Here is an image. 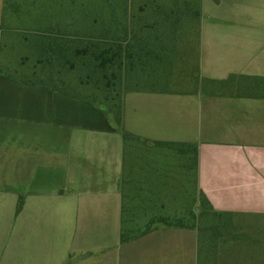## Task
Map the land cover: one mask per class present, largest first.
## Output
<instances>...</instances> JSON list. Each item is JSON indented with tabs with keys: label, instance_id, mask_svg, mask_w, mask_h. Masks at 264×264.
Wrapping results in <instances>:
<instances>
[{
	"label": "crops",
	"instance_id": "1",
	"mask_svg": "<svg viewBox=\"0 0 264 264\" xmlns=\"http://www.w3.org/2000/svg\"><path fill=\"white\" fill-rule=\"evenodd\" d=\"M129 2L133 13L155 3ZM178 4L182 18L194 9L191 0ZM3 6L0 0V22ZM195 7L198 78L264 79V0H197ZM127 94L129 133L141 140L126 155L120 131L99 108L0 74V209L6 199L10 208L8 217L0 215V243L10 244L1 250L7 260L198 264L194 230L159 227L120 243L124 204L132 224L142 226L166 215L169 203L178 211L187 178L194 186L188 147L178 152L155 142L196 145L197 194L218 212L264 220V98Z\"/></svg>",
	"mask_w": 264,
	"mask_h": 264
},
{
	"label": "trees",
	"instance_id": "2",
	"mask_svg": "<svg viewBox=\"0 0 264 264\" xmlns=\"http://www.w3.org/2000/svg\"><path fill=\"white\" fill-rule=\"evenodd\" d=\"M48 1L49 5L41 0L18 3L17 0H3L0 55L3 32L9 29L5 10H11L14 15L19 32L12 33L21 36L20 45L28 49L29 54L22 57L16 66L11 67L10 63L4 62L3 68L0 64V74H10L25 83L47 85L82 100L85 105L99 108L113 121L110 129L121 131L127 155L130 144L141 138L121 128L123 97L131 92H170L160 85L162 81L169 82L174 69L176 44L180 38L176 28L178 31L183 19L176 12L178 1L165 5L151 0L155 3L141 5L138 13H133L134 4L129 0H89L81 7L71 8L69 4L73 0ZM65 5L69 9L66 10ZM50 7H54L52 16H48L46 10ZM22 9L28 10L27 20L23 18ZM207 82L218 85L217 90L210 92L211 95L229 93L233 97L264 98L262 78L231 76L225 81ZM154 144L178 152V148L188 147L196 187L197 146L167 142ZM197 196L198 200L182 213L173 216L159 214L140 227L132 224L134 221L129 219V211L124 204L120 243L134 240L159 227L180 228L196 231L198 259L205 252H213L217 248L214 237L221 234L236 215L214 210L203 192ZM194 204H197V209L193 208ZM21 208L20 200L16 213ZM203 219L208 221L206 225L200 224ZM127 224L129 226L125 228Z\"/></svg>",
	"mask_w": 264,
	"mask_h": 264
},
{
	"label": "rangeland",
	"instance_id": "3",
	"mask_svg": "<svg viewBox=\"0 0 264 264\" xmlns=\"http://www.w3.org/2000/svg\"><path fill=\"white\" fill-rule=\"evenodd\" d=\"M19 1L29 2L31 0H17V3ZM88 1L89 0H73L72 4H69V7H81ZM41 2L45 3V5H49L48 0H41ZM196 4L197 0H191V8L194 6V9L189 12L188 16L180 20L181 24L178 28V31L176 28V32L180 33V38L176 44L177 51L174 58V69L170 76L169 82L166 81L163 83L162 81L160 85L161 88H166L170 92L194 93L200 91L203 93L205 89H207L206 93H210L218 89L217 84L213 85L207 81H201L197 75V25L193 15ZM65 7L66 10L69 9V7L66 5ZM22 10L23 18L27 20L28 10ZM46 10L48 16H52L54 14L52 12V10L54 11V7L52 9L51 7L50 9L47 8ZM5 18L9 29L4 30L2 35V52L0 55V64L3 68H5L4 65H2L4 62L10 63L12 65L11 67H13L17 65V62L22 57L29 54V50L23 48L20 45L19 40L21 36L12 33V31L19 32V30L18 25L15 22V17L11 14V10H5ZM13 45L14 48H12ZM31 59L32 58L29 60ZM129 100L130 94H127L123 100V118L121 123V128L127 132H130L129 130L131 127ZM111 124L113 125V121ZM120 138H122L121 131ZM184 189V204L182 205L179 202L177 204L178 211H176L171 209L176 206V204L169 203V210L166 212V216H173L176 213H182V210H186L187 207L195 203V200H198V196L196 194L197 192L193 186L192 179H186ZM180 197L181 196H179V199ZM3 205L5 206L3 209H0V215H6L8 217L10 215L8 199H6ZM197 207V204H194L193 208L197 209ZM164 214L165 212L163 215ZM155 215L158 216L159 213H156ZM141 217L142 216H139L137 219V224L142 222ZM207 223L208 221L204 219L200 221L201 225H206ZM128 226V224L125 225V228ZM130 227L133 228L132 226ZM220 233L221 234L217 235L216 238L214 237L217 244L216 250L211 253L205 252L203 255H201V259L199 255L198 264H264V220L255 216L236 215L231 218V223H229V225L226 226L225 229ZM7 245L10 244L0 243V264H13V261L7 260L4 256H2L3 253H1L3 247Z\"/></svg>",
	"mask_w": 264,
	"mask_h": 264
}]
</instances>
